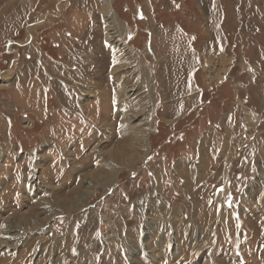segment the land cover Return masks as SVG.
Instances as JSON below:
<instances>
[{
    "label": "rangeland",
    "instance_id": "374dc122",
    "mask_svg": "<svg viewBox=\"0 0 264 264\" xmlns=\"http://www.w3.org/2000/svg\"><path fill=\"white\" fill-rule=\"evenodd\" d=\"M0 264H264V0H0Z\"/></svg>",
    "mask_w": 264,
    "mask_h": 264
},
{
    "label": "crops",
    "instance_id": "0c3cea01",
    "mask_svg": "<svg viewBox=\"0 0 264 264\" xmlns=\"http://www.w3.org/2000/svg\"><path fill=\"white\" fill-rule=\"evenodd\" d=\"M128 8V7H127ZM126 11H128V9H126ZM131 12H134V11H131ZM135 13V12H134ZM137 14H138V12H136V14L135 15H133V17H136L137 16Z\"/></svg>",
    "mask_w": 264,
    "mask_h": 264
},
{
    "label": "trees",
    "instance_id": "16d2710c",
    "mask_svg": "<svg viewBox=\"0 0 264 264\" xmlns=\"http://www.w3.org/2000/svg\"><path fill=\"white\" fill-rule=\"evenodd\" d=\"M122 7H123V8L126 10V7H128V6H125V7H124V6H122Z\"/></svg>",
    "mask_w": 264,
    "mask_h": 264
},
{
    "label": "bare ground",
    "instance_id": "6f19581e",
    "mask_svg": "<svg viewBox=\"0 0 264 264\" xmlns=\"http://www.w3.org/2000/svg\"><path fill=\"white\" fill-rule=\"evenodd\" d=\"M107 2H108V0H107Z\"/></svg>",
    "mask_w": 264,
    "mask_h": 264
}]
</instances>
